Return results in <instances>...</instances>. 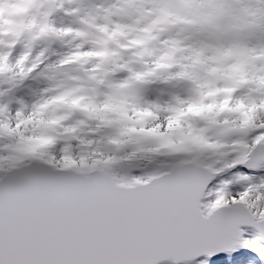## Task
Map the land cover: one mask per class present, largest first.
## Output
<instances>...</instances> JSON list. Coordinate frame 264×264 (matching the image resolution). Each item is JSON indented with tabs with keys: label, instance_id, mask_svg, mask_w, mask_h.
<instances>
[{
	"label": "snow or ice",
	"instance_id": "6c2138e0",
	"mask_svg": "<svg viewBox=\"0 0 264 264\" xmlns=\"http://www.w3.org/2000/svg\"><path fill=\"white\" fill-rule=\"evenodd\" d=\"M164 260L264 264V0H0V264Z\"/></svg>",
	"mask_w": 264,
	"mask_h": 264
},
{
	"label": "rangeland",
	"instance_id": "374dc122",
	"mask_svg": "<svg viewBox=\"0 0 264 264\" xmlns=\"http://www.w3.org/2000/svg\"><path fill=\"white\" fill-rule=\"evenodd\" d=\"M162 264H167V263H162ZM187 264H194V262H189V263H187Z\"/></svg>",
	"mask_w": 264,
	"mask_h": 264
},
{
	"label": "water",
	"instance_id": "95a60500",
	"mask_svg": "<svg viewBox=\"0 0 264 264\" xmlns=\"http://www.w3.org/2000/svg\"><path fill=\"white\" fill-rule=\"evenodd\" d=\"M164 261H168V260H164ZM164 261H161V262H164Z\"/></svg>",
	"mask_w": 264,
	"mask_h": 264
}]
</instances>
